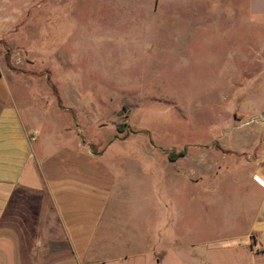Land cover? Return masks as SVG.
<instances>
[{
    "label": "rangeland",
    "instance_id": "rangeland-1",
    "mask_svg": "<svg viewBox=\"0 0 264 264\" xmlns=\"http://www.w3.org/2000/svg\"><path fill=\"white\" fill-rule=\"evenodd\" d=\"M247 7L248 0H0V94L19 90L43 154H61L86 181L61 198L85 236L101 218L94 239L82 235L89 258L194 264L204 246L203 200L211 204L207 238L246 225L249 217L237 224L231 205L245 188L227 139H241L239 152L264 151V127L246 123L264 107V27ZM210 152L216 172L193 180L192 168L201 172Z\"/></svg>",
    "mask_w": 264,
    "mask_h": 264
},
{
    "label": "crops",
    "instance_id": "crops-1",
    "mask_svg": "<svg viewBox=\"0 0 264 264\" xmlns=\"http://www.w3.org/2000/svg\"><path fill=\"white\" fill-rule=\"evenodd\" d=\"M230 7L231 13L237 12L236 7ZM247 9L248 14L264 27V0H248ZM0 73V78L5 77L2 68ZM7 92L0 94V264H106V261L89 258L88 250L81 246L82 235L87 244L96 237L101 218L98 220L96 216L92 233L85 236L81 217L68 214L61 198L64 192L77 190L86 181L77 178L78 172L66 165L61 154H43L45 150L38 143L34 122L17 102L19 90L8 87ZM255 110L259 113L254 118L264 115V107ZM256 122L264 127V120ZM232 127L241 129L244 126ZM255 132L260 135L259 131ZM236 140L241 139H227L228 147L233 150L223 154L230 152L238 159L234 172L237 178L240 176L245 192L231 201V205L235 208L236 220L239 219L237 224L249 218L242 231L226 229L209 239L204 223L211 204L205 200L200 202L197 208L202 214L200 219L205 234L200 243L204 246L202 258L193 257L194 264H264V186L255 179L264 181V151L239 152ZM252 145V149L258 147L257 143ZM214 155L203 153L205 159L214 158ZM223 156L219 154L218 158L222 160ZM203 165L201 172L192 168L194 179H191L198 181L216 172L210 160ZM143 181L141 184H145ZM21 189L32 192L36 198H18L17 191ZM85 189L90 193L96 190L87 186ZM195 221L194 216L191 222ZM195 245L192 243L193 247ZM214 246L216 248L211 249Z\"/></svg>",
    "mask_w": 264,
    "mask_h": 264
},
{
    "label": "built area",
    "instance_id": "built-area-1",
    "mask_svg": "<svg viewBox=\"0 0 264 264\" xmlns=\"http://www.w3.org/2000/svg\"><path fill=\"white\" fill-rule=\"evenodd\" d=\"M259 120H264V115L256 117V118H252L251 120H248L246 123H250L252 121H259ZM255 179L260 185L264 186V181L263 180H261L259 178H255Z\"/></svg>",
    "mask_w": 264,
    "mask_h": 264
},
{
    "label": "trees",
    "instance_id": "trees-1",
    "mask_svg": "<svg viewBox=\"0 0 264 264\" xmlns=\"http://www.w3.org/2000/svg\"><path fill=\"white\" fill-rule=\"evenodd\" d=\"M185 154H186V149L180 151L178 154H175V152H174V153H172V154L170 155V157H171V158L173 157V159H174V156H184Z\"/></svg>",
    "mask_w": 264,
    "mask_h": 264
}]
</instances>
